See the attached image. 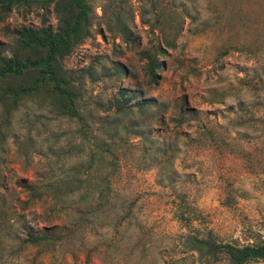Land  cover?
Returning a JSON list of instances; mask_svg holds the SVG:
<instances>
[{"label":"rangeland","instance_id":"1","mask_svg":"<svg viewBox=\"0 0 264 264\" xmlns=\"http://www.w3.org/2000/svg\"><path fill=\"white\" fill-rule=\"evenodd\" d=\"M88 1L90 35L61 61L79 87L82 119L60 115L40 98L24 100L5 123L0 109V195L15 208L0 264H214L198 259L173 216L172 202L184 197L198 209V226L224 241L248 244L264 234V0ZM154 12L166 25L182 21L156 84L139 55L159 41L146 23ZM43 23L56 26L52 5L15 7L0 22V40L12 42L8 29ZM122 87L157 102L140 108L132 100L111 137L110 122L120 114L109 102ZM96 139L113 147L92 163L109 172L115 205L108 216L89 217L91 227L82 230L70 225L78 218L74 205L63 209L48 197L19 208L16 200L27 196L21 180L82 166L76 176L100 182L99 172L84 171L99 151ZM45 224H69L72 237L47 250L10 239L22 226Z\"/></svg>","mask_w":264,"mask_h":264},{"label":"trees","instance_id":"2","mask_svg":"<svg viewBox=\"0 0 264 264\" xmlns=\"http://www.w3.org/2000/svg\"><path fill=\"white\" fill-rule=\"evenodd\" d=\"M33 4H39L43 8L52 5L57 23L54 27L46 23L39 27L21 25L8 29L12 42L0 40L2 120L4 123L11 120L21 103L33 98L46 101L45 105H50L60 115L81 120L82 115L78 110L79 87L63 68L61 61L77 44L90 35V3L88 0H0V22L4 21L15 7ZM154 13L153 20L151 22L146 20V23L153 31L158 30L159 41L139 52L140 57L145 61V74L152 84L159 81V70L164 64L161 57L168 55L167 49L175 47L182 23L173 19L172 23L176 22V25H166L162 23L160 16ZM143 16L142 12V19ZM120 29L123 36L129 37L130 30L127 25L122 24ZM118 72L125 74L122 68ZM132 100H135L134 105L140 108L156 105L157 102L153 97L143 98L140 90L122 87L118 91V96L109 102V108L115 107L120 114L119 118L110 122L114 132H111V137L119 134L116 126L120 124L121 117L126 113ZM93 144L99 151L91 154L90 163L84 171L88 169L89 171L86 172L88 174L99 172L100 182H86L76 176L77 170H81L82 166L76 169L71 166L64 167L60 175L39 182L21 180L18 185L27 192V196L25 199L16 200L19 208L24 209V205L44 202L48 197L54 200V205H61L63 209L67 208V204L74 205L78 218L70 225L82 230L91 227L89 217L94 221H101L108 216L115 205L112 184L108 179L109 172H100V169L93 168L92 163L95 159L102 160L103 155L106 152L111 153L113 147L106 139H96ZM163 151L167 153L168 150ZM2 186L0 174V187ZM163 187L168 186L163 185ZM81 190L83 194L79 200H72V196ZM179 199L177 202H172L173 216L188 230L186 242L197 253L200 261H210L214 264L223 261L229 264H247L264 260V234H254L252 242L248 244L224 241L212 229L200 228L198 226L200 214L196 206L188 202L185 197ZM14 209L10 210L3 195H0V242L6 237L7 230L13 223L8 211ZM18 215L21 217V214ZM70 225L45 224L37 229L22 226L20 235L23 238L14 235L10 239L20 241L23 245L28 244L47 250L72 237L73 228Z\"/></svg>","mask_w":264,"mask_h":264}]
</instances>
